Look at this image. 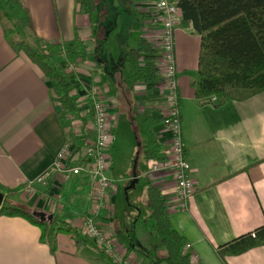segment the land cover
Returning <instances> with one entry per match:
<instances>
[{"label": "crops", "instance_id": "1", "mask_svg": "<svg viewBox=\"0 0 264 264\" xmlns=\"http://www.w3.org/2000/svg\"><path fill=\"white\" fill-rule=\"evenodd\" d=\"M153 1L99 0L104 8L101 16L106 14L113 24L114 33L107 37L99 27L94 29L92 15L80 12L74 0H22L31 22L28 33L41 42L101 41L97 50L100 68L94 69L89 59L75 61V76L98 79L106 95L115 89L128 91L125 101L137 107L140 128L146 117L154 121L151 129L156 137L162 136L158 140L164 151L167 134L161 129V81L131 84L125 62L127 50L139 36L157 48L159 26L151 17ZM112 15L125 19L123 33L115 27ZM173 44L181 140L194 192L187 207L178 210L174 185L166 173L148 176L147 184L163 195L166 214L183 237L191 264H221L213 248L264 225V90L242 100L229 99L218 107L200 103L191 85L197 80L199 36L177 25ZM107 68L120 71L110 75L113 85L106 81ZM51 87L52 82L43 78L34 63L11 49L0 27V192L11 190V199L19 193L17 201L11 200L15 205L45 216L54 214L75 226L82 237L79 218L91 206L85 184L70 179L57 186V179H51L45 191L53 196L52 204H45L39 187L28 197L22 193L28 182L52 164L67 139L66 123L51 99ZM105 102L112 124L109 150L117 116L113 104ZM75 127L81 129L79 124ZM144 144L145 138L141 148ZM108 159L105 175L111 179L109 155ZM131 179L132 185L136 176ZM113 190L97 219L105 235L112 237L132 264H166L160 261L164 254L147 218L144 193L140 206L121 220L113 218ZM54 243L51 250L39 241L38 227L24 218L0 216V264H112L89 243L77 244L69 234H57ZM224 262L264 264V245L226 256Z\"/></svg>", "mask_w": 264, "mask_h": 264}, {"label": "trees", "instance_id": "2", "mask_svg": "<svg viewBox=\"0 0 264 264\" xmlns=\"http://www.w3.org/2000/svg\"><path fill=\"white\" fill-rule=\"evenodd\" d=\"M98 1L74 0L78 10L87 15L95 11ZM176 3L180 12L178 25L199 36L197 80L191 84L199 102L207 103V97L215 96L213 106L218 107L229 99L242 100L263 91L264 0H176ZM30 25L29 13L22 0H0V27L11 49L25 55L39 68L43 78L52 82L51 99L58 115L71 117L66 124L83 120L86 112L77 107L70 78L62 64L67 66L89 59L94 69L100 68L98 45L82 43L78 38L70 43L41 42L37 36L28 33ZM155 55L151 44L139 36L136 45L125 54L131 84L145 85L158 80ZM153 123L148 117L141 122L145 136L142 155L147 161L163 158V145L151 129ZM0 193V216L21 217L37 226L39 241L46 242L49 249H54L57 234H69L77 244L89 243L65 220L54 214H50V220H41L36 211L15 205L9 198L11 190ZM144 205L164 254L160 261L191 264L188 252L184 251L185 241L166 214L163 195L151 184L145 187ZM261 245H264V225L213 249L221 264H225L226 256L238 255ZM144 256L149 257L146 253Z\"/></svg>", "mask_w": 264, "mask_h": 264}, {"label": "built area", "instance_id": "3", "mask_svg": "<svg viewBox=\"0 0 264 264\" xmlns=\"http://www.w3.org/2000/svg\"><path fill=\"white\" fill-rule=\"evenodd\" d=\"M151 17L159 26L155 58L163 91L159 106L161 129L166 132L167 139L163 158L150 161L146 175L152 176L160 171L166 173L174 185L175 207L184 210L194 192V185L181 140L173 44V33L180 18L176 0H154ZM62 66L70 78L77 107L86 114H82L83 121L73 120L64 126L67 139L56 153L52 164L33 181L28 182L23 190L33 193L39 187L40 195L47 202L45 204H52L53 196L45 191L51 179H57V186L70 179L85 184L89 188L91 206L88 213L79 218L82 237L112 264H132L112 237L105 235L97 220L105 199L113 190V181L105 175L109 163L106 151L112 140V124L105 102L106 92L102 83L91 75L84 78L75 76V63ZM205 101L214 104L216 98L209 96ZM63 119L68 121L71 117L63 115ZM75 124L77 127L79 124L82 129L76 128ZM161 137L159 134L157 138L160 140Z\"/></svg>", "mask_w": 264, "mask_h": 264}, {"label": "rangeland", "instance_id": "4", "mask_svg": "<svg viewBox=\"0 0 264 264\" xmlns=\"http://www.w3.org/2000/svg\"><path fill=\"white\" fill-rule=\"evenodd\" d=\"M103 9V3L97 2L96 11H93L91 14L93 27L94 29L99 27L107 37H112L114 30H111L110 27L113 24L106 14L101 16ZM112 18L115 27L118 28L119 32L123 33L126 26L125 19H118L114 15H112ZM119 20L120 22H118ZM100 42H94L93 44L99 47ZM75 67L77 68L76 65ZM113 72L120 74L118 69L114 71V69L110 70L107 68L105 71V78L109 85H113L114 83L110 76ZM74 73L77 74V72ZM128 94L126 90L118 91L115 89L111 90L109 95L107 94L108 97L106 96V99L113 104L112 109H114L117 116L115 129L113 130V146L106 151V154L111 159V172H109L108 176L114 181L113 218L121 220L125 213H134L135 206H140L148 179L146 175L148 163L143 158L141 152V143H144L145 137L140 128L137 107L133 102L126 103L125 101V98L129 96ZM132 176H136V181L131 185ZM22 193H24L25 197L29 196L24 190ZM18 194L13 199H11L12 196H9L10 200L17 201Z\"/></svg>", "mask_w": 264, "mask_h": 264}, {"label": "water", "instance_id": "5", "mask_svg": "<svg viewBox=\"0 0 264 264\" xmlns=\"http://www.w3.org/2000/svg\"><path fill=\"white\" fill-rule=\"evenodd\" d=\"M1 200H2V194L0 193V202ZM37 215L39 216L41 220H44V219L50 220L52 217L50 214L45 216L43 212H38Z\"/></svg>", "mask_w": 264, "mask_h": 264}]
</instances>
